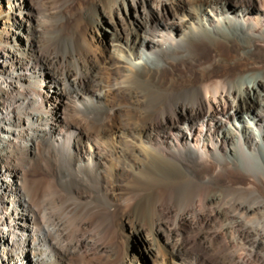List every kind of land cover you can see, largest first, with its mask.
Here are the masks:
<instances>
[{"label": "bare ground", "instance_id": "1", "mask_svg": "<svg viewBox=\"0 0 264 264\" xmlns=\"http://www.w3.org/2000/svg\"><path fill=\"white\" fill-rule=\"evenodd\" d=\"M30 1L41 8L0 15V263H21L28 250L32 264H65L100 247L110 231L112 204L100 197H110L102 174L110 148L145 190L116 188L137 196L130 216L163 231L169 254L181 264H247L228 246L245 244L246 221L264 231V194L226 173L264 187V68L213 73L236 61L222 47L253 58L255 43L264 44V0ZM89 7L100 10L97 31L108 33L115 103L97 52L72 29ZM41 11L58 17L55 42L41 41ZM220 218L228 240L216 230ZM185 228L197 231L199 251L177 239ZM159 248L150 243L147 253L161 262Z\"/></svg>", "mask_w": 264, "mask_h": 264}, {"label": "rangeland", "instance_id": "2", "mask_svg": "<svg viewBox=\"0 0 264 264\" xmlns=\"http://www.w3.org/2000/svg\"><path fill=\"white\" fill-rule=\"evenodd\" d=\"M40 4L42 5V2H40ZM40 4H38V2L35 1L32 2L30 0H0V15L4 13L7 14L8 9L15 8L14 9L15 13H18V11L24 10L25 8L28 7L32 8L33 6H35L36 8H38L39 5V7L41 8ZM232 10H233L232 8L228 9L229 12H231ZM97 13L100 14L99 9L97 12V8L95 9L94 7H89V9H86V11L83 14L75 16L77 18L75 17L72 18L73 21L71 20V25L74 32L78 34L79 37H84L87 43L91 47L93 46L92 48L94 49L95 52H97L96 53L97 60H98V64H100L101 66L100 71L103 80L101 85L104 87L105 90L104 92L107 91L106 93L110 101L112 100L113 102L112 101L111 102L115 103L116 96H114L113 93L114 91H112L111 89L115 81L112 79L109 73L112 64L107 63V61H105L104 58L105 55L107 54L106 43H108L109 37H108V33L106 32L101 33L97 31L96 28L97 20L99 19ZM40 14H39L40 19L38 21V24L40 25L42 24V29H43L41 31L42 32L41 41L46 42L49 40L48 42L50 43L55 42L60 33L58 32V30L60 31L57 20L58 17L55 16L54 13L50 11L44 12L43 14L41 11ZM84 14L87 15L84 16ZM101 14L103 15V20L105 22L110 20L109 18L110 16L107 12L102 13L101 11ZM263 49H264L263 42L258 41L257 43H255L252 52H250L251 53L250 57L254 56L253 58H247V54H244L243 58H240L242 55L240 47L236 45H232L231 47H226V46L222 47V51H224V53H226L229 57L231 56L236 58V61L230 63L229 65L219 67V69H217L213 73V76L221 78L224 75V73H226L227 71H230L231 74H235L238 71L242 70L244 66H245V71L258 73L262 68H264ZM170 70L172 72H175V70L171 68ZM211 99H212L211 101L214 100L213 98ZM122 104L123 103H120V105ZM55 107L57 108V110L61 109L60 104L58 102H56ZM116 118L117 117L110 118L109 122L113 124L115 122L120 123L121 121V123L127 128L131 126H136L138 128L143 127V123L140 120L139 121L134 120L133 122H130L128 120H119L118 118L117 119ZM199 123L195 124L196 129L199 128ZM245 146L247 150H250L249 144H246ZM104 157H106L107 159L105 158V165L102 166L103 167L102 174L104 181L106 180L105 182L107 183L108 188L110 190V197L107 198L106 200L104 199L103 195H101L100 197L102 203L106 202L112 204L110 222L108 223V230L110 231H107L106 236L104 237L105 239L102 238L101 241H98L100 247L96 249L91 244L89 245L90 247L88 250L85 249L82 252L73 253V255L65 258L64 259L65 264H117L123 258L130 259L129 261L132 264H134V262L135 264L184 263V259H182L180 256H174L169 254L168 251L170 245L167 241H165L163 237V231L154 233L151 227L146 222H136L132 218V216H130V211L134 206L137 196L142 197L145 194L144 192L145 190L142 189L143 187L141 185L139 186L138 184H135V178L131 175L130 172H128L126 167L127 164L126 163L124 164V162L117 160L110 148H107V150L104 152ZM141 159L142 158L139 155L135 157V160H141ZM92 167H94L93 164H91V168ZM230 173H226L227 174L226 176H229V179H231L232 181L240 184L245 183V185L247 183L253 184L254 189L255 188L257 189L256 194L258 195H260L261 193L264 194V187H262L260 184H257L250 174L248 173H245V175L238 174V171H233V172L231 171ZM218 175H220L221 177L225 176L224 173L221 172H218ZM135 186L138 187V191H139V194L137 196H133L132 194H127L124 192L121 193L119 192V190L116 189L120 187L122 190L123 189L125 190L127 188L128 189L133 188ZM250 192L253 194L251 190ZM257 216L260 217V219L264 220V210L263 209L259 210ZM26 218L28 220L29 217L26 216ZM248 222L249 221L245 222V224H247L246 232H248L250 236L247 237V235H245V244H242V242L238 240L237 243L239 244L235 248H233V246H228V247L232 252H235L237 256L244 258L247 264H258L257 261L260 258H264V231L262 225L258 221L255 223H251V222L248 223ZM217 224L218 226L216 230L219 233V236L223 240H228L230 238V233L225 231V229H222L223 221L221 218L217 220ZM188 231L189 230L188 229L186 230L185 228L182 236H180L177 239H181V238L183 240L185 239L188 243V246L193 248L192 250L193 252L199 251V246L196 245V243L194 242L197 231H192V232L190 231L188 232ZM256 238L260 239V242H255ZM94 241H96V239ZM154 242L160 246V248L158 249L159 255L165 256L164 259H162L163 261L161 262L154 261L152 257L147 253V245ZM63 244H64L63 242H59V247H63ZM192 245L195 246L193 247ZM30 255H31L30 252L27 250V252H25L24 254L23 260H21V263L19 262L18 264H32L34 256L32 255L30 256ZM200 261L203 262V258H201ZM188 262H189L188 264H190L192 260L190 259L188 260Z\"/></svg>", "mask_w": 264, "mask_h": 264}]
</instances>
